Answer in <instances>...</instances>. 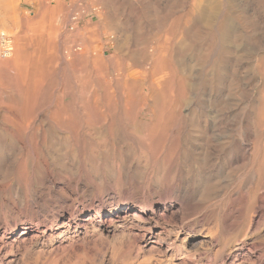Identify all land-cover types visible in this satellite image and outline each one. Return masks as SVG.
<instances>
[{
    "label": "rangeland",
    "instance_id": "1",
    "mask_svg": "<svg viewBox=\"0 0 264 264\" xmlns=\"http://www.w3.org/2000/svg\"><path fill=\"white\" fill-rule=\"evenodd\" d=\"M80 1L0 0V264H264V0Z\"/></svg>",
    "mask_w": 264,
    "mask_h": 264
},
{
    "label": "built area",
    "instance_id": "2",
    "mask_svg": "<svg viewBox=\"0 0 264 264\" xmlns=\"http://www.w3.org/2000/svg\"><path fill=\"white\" fill-rule=\"evenodd\" d=\"M97 5L88 4L86 1H80L74 6L70 13L69 27L75 29L82 20L90 13L98 12ZM73 51L82 49L81 45H74ZM16 50L15 36L5 28H0V58H10L14 55Z\"/></svg>",
    "mask_w": 264,
    "mask_h": 264
},
{
    "label": "bare ground",
    "instance_id": "3",
    "mask_svg": "<svg viewBox=\"0 0 264 264\" xmlns=\"http://www.w3.org/2000/svg\"><path fill=\"white\" fill-rule=\"evenodd\" d=\"M199 1V0H198ZM195 4V3H194ZM192 9V8H191ZM194 12V9H192V13ZM180 22V21H179ZM169 23V22H168ZM179 24V23H178ZM180 25V24H179ZM228 25V24H227ZM180 27V26H179ZM182 28V27H181ZM226 32V31H225ZM167 34V33H166ZM170 34V33H169ZM173 34V33H172ZM165 36V35H164ZM177 36V35H176ZM179 37V36H178ZM171 38V37H170ZM177 39V38H176ZM175 39V41H176ZM119 43V42H118ZM169 43V41H168ZM221 43V42H220ZM169 45V44H168ZM128 46V45H127ZM167 46V45H166ZM171 47V46H170ZM173 50V49H172ZM180 51V50H179ZM163 52V51H162ZM163 54V53H162ZM183 55V54H182ZM173 56V55H172ZM170 60V59H169ZM158 63V61H157ZM157 63L156 64V67H157ZM187 65V64H186ZM261 68H262V73L264 75V59L262 60L261 62ZM258 117V120L260 121L261 124L264 125V96L261 100V104L259 105V116ZM261 136H263V141H261L259 138H257V141H259L258 145L255 147V162H257V165H258V172L259 174L263 173L264 172V130L263 132H261L260 134ZM125 206H121L120 208L114 210L115 213L119 214L121 213L124 209ZM125 210V209H124ZM126 212V211H125ZM117 214H114V215H117ZM138 219V218H137ZM71 221V223L69 224V226H74L75 227H78L77 230L80 231V233L83 232V227L81 228V224L79 225L74 219H69ZM87 221H90V218H86ZM141 225V224H140ZM82 226H83V223H82ZM85 227V226H84ZM192 239H195V237H192Z\"/></svg>",
    "mask_w": 264,
    "mask_h": 264
}]
</instances>
